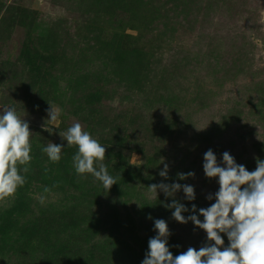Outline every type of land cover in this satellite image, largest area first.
Segmentation results:
<instances>
[{"label": "rangeland", "instance_id": "rangeland-1", "mask_svg": "<svg viewBox=\"0 0 264 264\" xmlns=\"http://www.w3.org/2000/svg\"><path fill=\"white\" fill-rule=\"evenodd\" d=\"M12 3L28 9L35 26L25 33L18 25L10 30L0 25V111L14 107L29 123L35 145L44 147L52 142L64 148L77 147L68 145L61 134L79 122L92 136L95 132L101 135L99 143L106 147V157L147 167L152 161L144 191L160 208L172 199H185L184 193L181 190L174 197L157 199L148 188L151 181L192 185L196 198L191 202L204 207L215 202L205 198L218 191L217 178H206L203 172V154L208 149L213 150L218 162L228 151L238 164L251 166L250 171L255 169L257 158L264 160V0H0V18L5 6ZM203 36L204 47L199 53L198 46L193 45ZM25 47L34 48L33 62L46 71L43 76L23 63ZM75 52L94 54L100 72L96 79L115 87L108 98L103 94L97 121L82 122L67 115L68 97L61 93L78 82L71 75ZM52 53L57 58L48 56ZM212 59L233 68L248 65L249 69L244 68L233 79L216 80L210 78L214 73L209 70ZM93 79L88 75L85 84ZM131 82L145 87L137 92V98L143 97L151 85L159 86L160 91L170 87L169 93L177 96L169 106L147 110L141 120L130 122L136 119L130 105L140 104L124 91ZM50 108L59 112L56 121L49 119ZM44 156L49 160L46 153ZM70 163L71 167L61 160L54 166L46 162L42 167L53 172L47 173L45 183L28 176L34 213L47 217L64 214L77 226H96L88 243L99 244L95 253L106 264H141L143 258L136 257L139 240L148 241L155 232L147 227L154 223L147 218L152 213L145 212L146 218L140 216L139 206L130 199L138 189L129 181L127 189L113 185L107 191L103 185L96 187L102 183L91 177L84 185H90L88 190L93 193L85 194L76 186L73 160ZM165 163L168 179L158 175ZM189 171L195 176L178 179L177 173ZM46 187L49 192L44 191ZM22 192L18 188L16 193ZM48 194L54 205L45 210V203L39 201ZM14 198L0 202V243L9 242L2 252L8 256L19 254L20 246L33 252L39 239L37 233L27 231V223H23L27 211ZM172 219L170 214L166 222L172 233L168 243L174 256L189 246L198 250L206 242L175 238L174 227L182 236L183 224ZM223 239L227 246V237ZM10 264L21 262L16 259Z\"/></svg>", "mask_w": 264, "mask_h": 264}, {"label": "clouds", "instance_id": "clouds-1", "mask_svg": "<svg viewBox=\"0 0 264 264\" xmlns=\"http://www.w3.org/2000/svg\"><path fill=\"white\" fill-rule=\"evenodd\" d=\"M0 111V202L14 198L18 188L26 183L25 174L29 172L33 159L29 123L17 115L14 107H5ZM51 121H56L58 111L50 108ZM47 131V130H46ZM62 138L68 145L77 146L73 156V165L78 175L90 174L102 183L108 191L117 184L104 163L106 147L83 129L77 122L64 132ZM64 145L49 142L42 151L49 161L61 160ZM203 172L206 178H217L218 191L205 198L214 203L206 208L192 204L191 209L176 199L164 206L172 211V217L180 224L191 222L206 234V242L197 250L189 246L186 251L173 255L170 251L169 237L172 234L164 219L154 220L155 235L147 241V251L141 264H264V160L256 159V167L248 171L243 164H238L228 152L222 153L218 162L212 149L203 154ZM168 165L158 175L168 179ZM195 173H177L179 180L194 177ZM151 194L157 198L158 191L166 197L184 193V198L194 201V186L173 182L148 186ZM45 192H49L47 187ZM44 197H40L41 203ZM191 212L185 217L182 213ZM203 217V221L199 217ZM148 219H152L149 215ZM227 237L225 246L223 236ZM171 247L179 248V245Z\"/></svg>", "mask_w": 264, "mask_h": 264}, {"label": "trees", "instance_id": "trees-1", "mask_svg": "<svg viewBox=\"0 0 264 264\" xmlns=\"http://www.w3.org/2000/svg\"><path fill=\"white\" fill-rule=\"evenodd\" d=\"M180 5L182 3L180 2ZM35 19L31 17L29 14V10L25 8H19L16 7L15 4H8L5 6L2 16L0 18V25L6 26L7 29H11L13 26L18 25L21 27H24L25 33L27 31L33 30L35 24ZM201 33V30H199L198 34ZM206 36L201 37L197 41L194 42V48L198 46L196 49L197 52L201 48L204 47V39ZM33 47V46H32ZM32 47H25L21 53V58H23V63L25 62L26 65L30 66L31 70L35 73L43 76L46 71L35 65L33 62L34 59V51H32L34 48ZM74 52V51H71ZM80 53V54H79ZM75 52L73 56L75 57V62L73 66V70L71 72L72 77L76 78V81H74L73 87H69L68 89L63 88V92L61 93V96H67V115L78 117V119L82 122H86L88 120L96 119L97 116L101 114V109H103L102 105V96H111V93L115 92V87L112 85H108V83L104 81H98L96 79V74L100 73L96 69V57L94 54L91 56L86 53L82 52ZM54 55V58H57L55 53L48 54ZM20 57V56H19ZM19 59V58H18ZM20 61V59H19ZM30 61V62H29ZM213 64L210 71L214 72L212 77L216 80L219 77H227L233 79L236 75L242 73L241 71L245 68V71L248 70V65L241 66L239 68H233L228 65H223V63H219V60L212 59L211 63ZM133 67L130 66V75H132ZM52 74V73H51ZM88 75H93V80L91 83L85 84L86 77ZM223 75V76H221ZM53 76L50 75V79ZM44 81V77H42ZM69 83L71 81H68ZM67 82V84H69ZM116 82V81H115ZM76 83V84H75ZM118 85H121L122 81H117ZM134 82H131L130 85L124 86V91L130 93V97L137 101L140 104H137L136 102L132 103L130 105V112L132 114V117H136L134 120H130V122L141 120L143 116L141 115H147V110L155 111L158 108L169 106L171 101L175 100V97L177 95L169 93L168 90H171L170 87H165V90L160 91L161 89L158 87L153 88V85L148 86L147 91L145 92V95L143 97H135L137 96V92L143 91L145 88L144 85L139 83V85L133 84ZM85 84V85H84ZM151 84L148 82V85ZM81 85V86H80ZM56 86V85H55ZM134 86L136 89H134ZM65 89V90H64ZM139 91H136V90ZM43 91V89H40ZM55 93V89L53 91ZM210 96V95H209ZM182 97V96H181ZM214 101V95L211 97ZM57 100V96H54L53 101ZM209 102H207L206 107L208 106ZM105 106V105H104ZM116 121V120H115ZM115 121L109 122V124L113 127V124ZM95 125V123H92ZM158 125V124H157ZM155 126L156 128L158 126ZM117 128L118 126L115 125ZM133 129L130 131L132 133ZM135 133V132H133ZM131 136V134H130ZM95 139L98 140V142H101V135L97 134L95 132L94 136ZM36 140L32 138L31 144H32V152L31 155L33 156V159L31 161L30 170L28 173L25 174L26 176V183L19 188V190H23L21 194L16 193L15 200H19L18 203L20 206L24 209V211H27L26 219L23 221V223H27L26 229L30 233L34 231L37 233L39 239L37 240V245L34 247L33 252H29L28 249H26L23 246H20L19 254L8 256L6 253L2 254L3 252V245L9 244V242H3L0 243V264H10L12 261L18 259L21 264H106L103 262L102 259L99 258V253H95L98 249L99 244L96 242L88 243L90 241L92 235L95 233L96 226L92 228H86V227H80L77 226L78 224L76 221L70 219V217H66L64 214L62 215H56L52 216L50 214V217H47L45 215H39L43 213H38L37 215L34 213V209L32 206V200L29 198L31 197L29 195V187H30V180L28 179V176L32 177L35 176V181L40 180L41 182L45 183L46 175L48 172H53L52 169L42 167L45 166L46 162H49V160H46L44 156V152L42 151L43 146L35 145ZM43 144H45V141L43 139ZM119 144V143H118ZM77 152V147H68L65 146V148L62 149L61 154V161L64 163H69L71 167V160H73V156ZM104 163L107 166L108 172L111 176L117 179V184H114L116 187L120 188H126V186H129V181L132 182V186L135 189H138L137 192L134 194H131L130 199L133 200L134 203H136L137 206H139L138 213L140 216L146 218L144 216L145 212H151L150 215L152 217L151 220L155 219H164L165 221L170 217V214H172V211L174 209H168L165 206L162 208L158 207L157 202L151 201L150 197L147 195L148 193L145 190V184L146 179L148 178V175L150 173L149 166L151 167L152 161H150L148 167L145 166L144 163L142 164H133L129 162L128 159L123 160H112L109 157L105 158ZM52 166V162H50ZM54 166V163H53ZM248 171L252 169V167L246 168ZM74 173H76L74 168ZM77 175V178L74 176L75 181L77 182L76 186L81 187V190L85 194L93 193V191H89L88 188L90 185L85 186L84 182H86V178H91L92 176L90 174H85L84 176ZM53 178H56L57 176L53 175ZM58 181L59 180V177ZM96 181V180H95ZM93 181H91L92 183ZM143 184V185H142ZM145 184V185H144ZM151 184H156L155 181H151ZM142 185V186H141ZM102 184H97L96 187H100ZM48 197H44L45 203V210H49L51 208V204L54 205V202L52 200H49V194ZM164 194L160 193L157 196V199L165 198ZM32 198V197H31ZM83 198V197H80ZM91 199V197H88L87 200ZM180 203L187 204V208L191 209L192 204H195L197 206V209L199 208H206L202 206L199 202H191L186 199H179ZM41 202V201H39ZM97 202V201H96ZM208 207V206H207ZM134 208V206H133ZM192 214L191 212H185L182 213L185 217ZM36 215V216H34ZM98 216V215H97ZM3 218L2 213H0V219ZM51 218V219H49ZM77 219V218H76ZM201 221H203V217H199ZM173 220V219H172ZM97 223H101L99 219H95ZM175 222V220H173ZM89 225V224H88ZM75 227H78V231H75ZM91 227V226H88ZM113 226H111L109 229L111 230ZM148 228L151 229V232H155L154 229V223H151L150 225H147ZM173 229L175 231V238L182 237V239H189L190 241H196V242H205L206 241V234L203 230L196 228L192 223L183 224V233L181 236V231H179L176 227ZM171 232V231H170ZM156 234V233H155ZM79 236H82V238H78ZM223 236V234H222ZM136 241L138 239H135ZM140 242V249L139 252L136 253V257L138 258H144V255L147 250V240H139ZM97 255V257L95 256ZM130 258L131 255H130Z\"/></svg>", "mask_w": 264, "mask_h": 264}]
</instances>
